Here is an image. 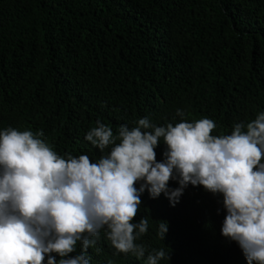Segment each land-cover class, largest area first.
<instances>
[{
    "label": "trees",
    "instance_id": "trees-1",
    "mask_svg": "<svg viewBox=\"0 0 264 264\" xmlns=\"http://www.w3.org/2000/svg\"><path fill=\"white\" fill-rule=\"evenodd\" d=\"M177 109L214 120L213 135L264 111V0H0V130H43L58 154L95 160L84 137L98 119L116 134L145 116L175 124ZM140 198L133 223L150 218L140 242L169 250L160 264H247L221 235L222 194L189 184L175 206ZM152 221L167 223L162 241ZM98 246L90 264H144L113 256L103 231Z\"/></svg>",
    "mask_w": 264,
    "mask_h": 264
},
{
    "label": "clouds",
    "instance_id": "clouds-1",
    "mask_svg": "<svg viewBox=\"0 0 264 264\" xmlns=\"http://www.w3.org/2000/svg\"><path fill=\"white\" fill-rule=\"evenodd\" d=\"M176 116L179 122L163 126L145 116L116 134L98 119L84 137L100 153L95 160L58 154L43 130H0V264H90L88 250L102 251V231L113 256L168 261L166 247L140 242L150 218L133 220L145 190L175 206L189 184L222 194L221 235L239 245L247 264H264V111L217 135L212 119L190 122L184 109ZM161 142L166 150L157 162ZM169 180L179 187L170 190ZM153 223L162 241L168 225Z\"/></svg>",
    "mask_w": 264,
    "mask_h": 264
}]
</instances>
